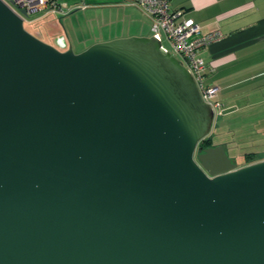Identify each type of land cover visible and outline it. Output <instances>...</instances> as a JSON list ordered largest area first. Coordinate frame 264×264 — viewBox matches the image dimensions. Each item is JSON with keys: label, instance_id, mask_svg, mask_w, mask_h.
I'll return each instance as SVG.
<instances>
[{"label": "water", "instance_id": "1", "mask_svg": "<svg viewBox=\"0 0 264 264\" xmlns=\"http://www.w3.org/2000/svg\"><path fill=\"white\" fill-rule=\"evenodd\" d=\"M214 119L155 36L75 52L0 0V264H264V158Z\"/></svg>", "mask_w": 264, "mask_h": 264}, {"label": "crops", "instance_id": "2", "mask_svg": "<svg viewBox=\"0 0 264 264\" xmlns=\"http://www.w3.org/2000/svg\"><path fill=\"white\" fill-rule=\"evenodd\" d=\"M56 1L66 12L80 11L78 17L83 18L81 24H74L73 19L67 24L56 14L63 30L56 29L55 36L64 35L75 52L95 42L151 36L152 20L135 0ZM169 4L172 9H182L183 17L192 18L202 34H222L200 51L214 68L205 75V84L218 87L216 99L221 103V113L215 116L210 132L212 143L222 145L231 161L240 165L245 155L230 154L229 146L235 151L239 138H247L254 146L247 154L254 161L263 159L264 0H170ZM41 13L46 11L38 16Z\"/></svg>", "mask_w": 264, "mask_h": 264}, {"label": "built area", "instance_id": "3", "mask_svg": "<svg viewBox=\"0 0 264 264\" xmlns=\"http://www.w3.org/2000/svg\"><path fill=\"white\" fill-rule=\"evenodd\" d=\"M24 22L27 19L20 13L26 10L30 15L39 11L51 10L66 12L56 0H3ZM170 0H135L134 4L152 20L153 36L160 40L159 30L165 31L181 62L194 77L204 102L214 110L215 116L221 113V103L216 99L218 87L205 84V75L214 68L205 62L200 51L213 41L219 40L222 34L214 31L202 34L199 25L192 18L183 17L182 9H172ZM163 46V45H162ZM163 48L168 51L164 46Z\"/></svg>", "mask_w": 264, "mask_h": 264}, {"label": "rangeland", "instance_id": "4", "mask_svg": "<svg viewBox=\"0 0 264 264\" xmlns=\"http://www.w3.org/2000/svg\"><path fill=\"white\" fill-rule=\"evenodd\" d=\"M43 11H39V12H36L34 14H31L30 16H31V18H34V21L32 23H27V21L24 22V27L26 30H28L32 34H38L40 39H42L43 41L48 42V43L52 42L54 36L56 35L55 32L58 33V31L56 29H59L60 32H62L63 28H62L60 19L63 21V23L66 21L67 24L72 19H73L74 24H76V23L81 24V21L83 20V18L78 17V14H80V11H75V12H71V13L70 12H62V14H61L59 11L45 10L46 13H44V14L41 13L42 15L38 16V15H40L38 13L43 12ZM59 13H60V16H62V18H60V19H59V17L56 16V14H59ZM68 13L71 15H68ZM71 16H72V18L70 19ZM151 35H152V32H151ZM159 36H160V41H161L162 45L169 52H171L172 54H174L178 58H181L179 56V54L174 50L172 44L169 41V38L167 37L165 31L162 28H161V30H159ZM239 139L240 140L238 141V143H236V145H234L235 151H233V150L231 151V146L228 145L230 147V150H228V152L230 154H234V155H238L240 157H243L244 155H246L247 153L252 151L254 146L251 145L252 144L251 140H245L247 138L242 139L240 137ZM245 162H246V160H244V162H241L243 164H241L240 162L239 163H240V165H245L244 164Z\"/></svg>", "mask_w": 264, "mask_h": 264}, {"label": "trees", "instance_id": "5", "mask_svg": "<svg viewBox=\"0 0 264 264\" xmlns=\"http://www.w3.org/2000/svg\"><path fill=\"white\" fill-rule=\"evenodd\" d=\"M204 146V145H212V141L210 140V139H205V140H203V141H201L200 143H199V146ZM245 160H246V162L245 163H251L252 161H254V158H253V156L251 155V154H246L245 155Z\"/></svg>", "mask_w": 264, "mask_h": 264}, {"label": "flooded vegetation", "instance_id": "6", "mask_svg": "<svg viewBox=\"0 0 264 264\" xmlns=\"http://www.w3.org/2000/svg\"><path fill=\"white\" fill-rule=\"evenodd\" d=\"M27 23H32V22H27ZM209 146H211V145H204V146L202 145L201 147L204 149V148L209 147Z\"/></svg>", "mask_w": 264, "mask_h": 264}]
</instances>
